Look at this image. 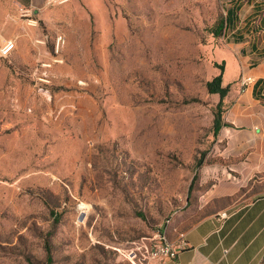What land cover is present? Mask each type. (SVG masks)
Wrapping results in <instances>:
<instances>
[{"label": "rangeland", "instance_id": "rangeland-1", "mask_svg": "<svg viewBox=\"0 0 264 264\" xmlns=\"http://www.w3.org/2000/svg\"><path fill=\"white\" fill-rule=\"evenodd\" d=\"M241 2L217 37L228 0H47L45 17L0 0V45L16 42L0 56V264H130L168 219L200 217L226 163L207 83L224 66L240 85L264 57V0ZM245 184L243 201L264 190Z\"/></svg>", "mask_w": 264, "mask_h": 264}, {"label": "crops", "instance_id": "crops-1", "mask_svg": "<svg viewBox=\"0 0 264 264\" xmlns=\"http://www.w3.org/2000/svg\"><path fill=\"white\" fill-rule=\"evenodd\" d=\"M19 2L34 7L41 17L53 12L47 0ZM251 50L256 52L252 46ZM252 70L256 82L260 80L256 87L232 83L223 100L224 124L217 138L226 163L205 192L200 217L181 231L188 248L159 264H264V190L247 201L241 199L250 189L245 183L254 177L264 186V58ZM223 211L228 213L225 219L219 217ZM167 233L173 239L179 232L167 227Z\"/></svg>", "mask_w": 264, "mask_h": 264}, {"label": "built area", "instance_id": "built-area-1", "mask_svg": "<svg viewBox=\"0 0 264 264\" xmlns=\"http://www.w3.org/2000/svg\"><path fill=\"white\" fill-rule=\"evenodd\" d=\"M58 3H64L68 0H52ZM66 46V38L59 34L54 41L53 62L63 61V50ZM16 47V42L13 38L6 39L0 45V56L8 58ZM53 62L49 63L51 65ZM256 83V78L252 73H243L241 76V86L247 88ZM228 213L223 211L219 214L221 219L227 218ZM170 219L166 221L165 226L155 230L148 237V245L138 246L128 251H122L124 261L127 259L130 264H159L166 259H176L179 254L188 248V241L184 232H179L178 235L171 239L167 233V225ZM121 251V250H119Z\"/></svg>", "mask_w": 264, "mask_h": 264}, {"label": "trees", "instance_id": "trees-1", "mask_svg": "<svg viewBox=\"0 0 264 264\" xmlns=\"http://www.w3.org/2000/svg\"><path fill=\"white\" fill-rule=\"evenodd\" d=\"M229 2H232L231 6L225 7L226 14L220 19L219 23L216 25L214 28V35L217 37L225 36L228 33L229 29H235L238 24L237 21L239 20V11L242 7V2L241 0H228ZM250 1V0H247ZM261 5L257 4L255 7L257 8L256 10L259 13H262V7ZM260 7V8H259ZM248 22H246L247 24ZM261 26L264 28V12L262 13V18H261ZM236 31V30H235ZM238 32V30H237ZM236 42H243L244 41V34L237 33L235 35ZM251 46L253 47V50L258 49V44L253 40L251 42ZM244 51V50H243ZM264 58V57H263ZM259 62H255L257 65ZM223 71L214 77L211 81L207 83L208 90L210 93H216L219 94L220 96V102L218 104L217 110L215 112V118H214V135L217 136L219 134L220 129L222 128L224 122H223V114H224V98L228 95L230 89H231V84L227 83L224 84L223 78H224V66H221ZM260 81V80H258ZM258 81L255 83V87L258 84ZM263 81V80H261Z\"/></svg>", "mask_w": 264, "mask_h": 264}]
</instances>
